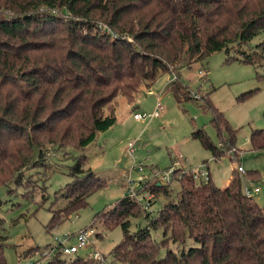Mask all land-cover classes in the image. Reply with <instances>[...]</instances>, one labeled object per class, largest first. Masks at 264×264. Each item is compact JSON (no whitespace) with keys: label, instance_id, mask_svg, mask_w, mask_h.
I'll list each match as a JSON object with an SVG mask.
<instances>
[{"label":"trees","instance_id":"1","mask_svg":"<svg viewBox=\"0 0 264 264\" xmlns=\"http://www.w3.org/2000/svg\"><path fill=\"white\" fill-rule=\"evenodd\" d=\"M263 30L264 0H0V187L18 182L47 147L86 149L116 123L117 98L133 103L140 88L149 90L161 75L235 47L242 63H264V43L243 51ZM169 86L176 101L190 99L177 80ZM205 104L218 136L226 129L231 138L222 114ZM192 137L214 159L234 146L222 138L213 145L204 130ZM249 143L264 150V131H253ZM85 160L71 167L73 179L60 196L67 206L53 213L50 225L87 206V197L105 186L83 169ZM245 175L261 180L255 172ZM176 178L143 186L154 200H167L155 214L125 192L94 216L90 229L99 223L122 230L110 253L114 264H264V205L242 190L237 171L224 188L211 182L210 173L205 183L193 172ZM173 180L179 185L175 201ZM140 217L144 226L130 231V220ZM159 230L163 239L157 242L152 231ZM188 239L197 247L180 249ZM6 242L0 221V264H6ZM62 255L71 256L50 249L31 264H63ZM69 264L92 263L76 257Z\"/></svg>","mask_w":264,"mask_h":264},{"label":"rangeland","instance_id":"2","mask_svg":"<svg viewBox=\"0 0 264 264\" xmlns=\"http://www.w3.org/2000/svg\"><path fill=\"white\" fill-rule=\"evenodd\" d=\"M261 43H264V30L243 51H254ZM241 60L242 55L236 47L228 52L223 50L204 62L194 64L191 69L182 68L177 73L159 76L149 90L140 88L133 103L127 104L123 98H117L112 106L116 123L98 134L86 149L47 147L42 152L41 162L31 163L24 169L18 182L1 186L0 221L7 238L4 250L6 264L41 261L50 249L57 250L56 238L90 229L94 216L109 210L124 195L129 180L134 182L133 188H138L141 178L144 184H162V175L179 157L176 179L184 172L201 174L207 170L211 182L218 188H224L238 167L245 174L255 172L259 178H264V150L254 151L249 143L253 131H264V63L247 65ZM170 79L186 87L190 99L176 101L170 92ZM205 101L222 114L231 138L226 129L218 136L211 125L212 110ZM158 103L161 109L157 118L133 119L135 113L152 114ZM196 130H204L213 145L222 138L231 139L234 146L226 150L225 156L214 159L211 151L192 137ZM129 145L132 146V154ZM82 157L86 158L83 169L92 172L95 179L105 186L87 197V206L72 212L62 222L50 225L53 213L67 206V200L60 197L62 189L72 181L71 167ZM34 158L39 160L37 154ZM240 176L244 192L255 187L261 189L259 194H251V197L259 205H264V187L260 186V181ZM170 188L173 190L171 199L175 201L178 181L173 180ZM147 195L143 191L138 199ZM166 202L163 196L158 195L147 212L157 213ZM140 204L144 206L143 200ZM140 226H144L142 217L130 220V231H136ZM92 229L103 233V239L92 237L78 255H62L63 264H69L76 257L85 261L86 256L93 252L103 255V262L98 264H114L110 253L123 239L121 228L106 230L95 223ZM152 236L157 242L163 239L160 230L152 231ZM69 243L75 242L70 240ZM191 247L197 245L188 239L180 249ZM169 248L176 250L177 246L170 243ZM28 252L30 254L24 257ZM164 254L165 250H161L160 256Z\"/></svg>","mask_w":264,"mask_h":264},{"label":"built area","instance_id":"3","mask_svg":"<svg viewBox=\"0 0 264 264\" xmlns=\"http://www.w3.org/2000/svg\"><path fill=\"white\" fill-rule=\"evenodd\" d=\"M175 79V78H174ZM174 79H170L169 83L172 82V80ZM161 109L160 104L158 103L156 110H154V112L152 114H146V113H135L133 116V119L136 121H144L147 119H153V118H157L159 116V110ZM129 152L130 154H132V146L129 145ZM178 159H181V157H179ZM176 160L172 167L169 168V170L164 173L162 175V183H168L170 182L172 179L176 178L178 176V174L176 173L177 170V166L179 165V160ZM240 175H244L245 172L241 167H238L236 170ZM194 173L195 178H197L199 176L200 178V182L201 183H205L208 181V177H209V173L206 171H203L201 174L198 173ZM204 178V179H202ZM129 187L127 188V195H129L132 198L138 199V196L140 195L143 189V186L146 185V183L144 184V182H142V178L139 179L138 181V188H133L132 184L134 183L133 181L129 180ZM260 186L264 187V178H261L260 180ZM261 191V189L259 187H255L252 191L250 189H246L245 193L248 196H251V194H259ZM148 193V192H147ZM139 200V199H138ZM144 201V207L147 209L149 208L151 205V202L154 200V196L151 193H148V195L146 197H144L143 199H140L139 201ZM94 236V231L92 229H87L84 231H80L79 233L75 234L74 236H72L71 234L67 233L65 234L62 238H56L55 241L58 244V247L60 248L61 251H63V253L65 255H74L76 254L78 251H80L81 249L85 248L87 246V244L89 243L90 238H92ZM103 236V235H102ZM74 237L75 243L74 244H70L69 241L71 240V238ZM86 262L92 263V264H96V263H102L103 262V255H101L98 252H93L91 254H89L88 256H86L85 258Z\"/></svg>","mask_w":264,"mask_h":264},{"label":"crops","instance_id":"4","mask_svg":"<svg viewBox=\"0 0 264 264\" xmlns=\"http://www.w3.org/2000/svg\"><path fill=\"white\" fill-rule=\"evenodd\" d=\"M138 112V111H137ZM211 177V176H210ZM227 184H228V182H227Z\"/></svg>","mask_w":264,"mask_h":264}]
</instances>
